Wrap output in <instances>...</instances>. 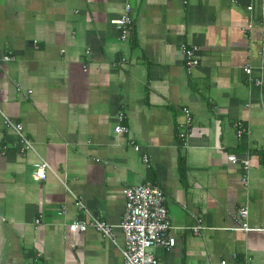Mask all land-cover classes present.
<instances>
[{
	"label": "crops",
	"instance_id": "0c3cea01",
	"mask_svg": "<svg viewBox=\"0 0 264 264\" xmlns=\"http://www.w3.org/2000/svg\"><path fill=\"white\" fill-rule=\"evenodd\" d=\"M126 3L133 34L121 41L110 21ZM183 43L200 49L190 72ZM255 76L264 83V0H0V264H123L98 231L70 228L84 213L55 175L34 179L39 158L115 225L124 187L160 186L176 238L153 248L162 264H264V230L235 229L240 207L264 228V86ZM183 107L192 114L185 144ZM120 111L126 134L114 131ZM1 112L23 124L36 154L20 153ZM232 153L249 159L246 172Z\"/></svg>",
	"mask_w": 264,
	"mask_h": 264
},
{
	"label": "built area",
	"instance_id": "2783aa9c",
	"mask_svg": "<svg viewBox=\"0 0 264 264\" xmlns=\"http://www.w3.org/2000/svg\"><path fill=\"white\" fill-rule=\"evenodd\" d=\"M251 9V6H248ZM118 28V38L121 41H127L133 34V15L132 7L126 3L123 7L122 13L110 21ZM251 27V24H249ZM182 54L184 57L185 67L188 72L197 67L200 63L198 57L199 47L195 44L183 43L181 45ZM14 56L10 54L4 55L3 59L6 61L12 60ZM125 61V58H122ZM244 72L251 77L252 68L250 65L244 66ZM253 83L258 87H263V79L261 76L251 78ZM19 87V85H17ZM29 93L31 90L28 91ZM183 119L176 124L177 136L185 144L188 139L190 127L192 125V114L188 107H183ZM3 122L6 127L11 128L17 135V145L21 154L25 155L28 152H34L35 147L32 140L27 136L24 126L21 122L12 119L5 113H2ZM125 113L120 111L117 115V123L114 126V131L119 134H126L129 127L123 123ZM238 134H242L241 125L238 123ZM7 148L6 144L0 143V150L2 152ZM135 150H139V145H134ZM145 162L148 158L143 156ZM229 162L236 164L240 162L243 171L249 169L250 161L246 156H238L234 153L227 156ZM48 173H52L57 179L68 189L74 198L76 208L84 213L85 218H75L70 222V228L73 231H85L88 228H93L98 231L104 238L115 243L123 258V264H162L159 258L155 255L153 248L162 247L165 250L171 249L175 243L176 238L169 233L172 225L169 219L168 208L166 206V195L162 188L150 181L126 186L123 189L125 198L124 211L121 221L115 225L108 223L106 220L100 218L90 211L84 204L81 196L72 193L65 183V180L59 175L51 165L44 159L39 158L33 163L32 175L36 180H45ZM242 180L246 182L245 175ZM249 215L248 207H240L237 211L239 219V226L236 230L253 231L264 230L261 227H253L248 223L247 217ZM39 222V219L36 220ZM115 227H119L123 233V243L118 244ZM200 226L193 228L194 233H198ZM220 264H227L226 260H222Z\"/></svg>",
	"mask_w": 264,
	"mask_h": 264
}]
</instances>
